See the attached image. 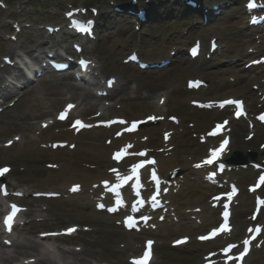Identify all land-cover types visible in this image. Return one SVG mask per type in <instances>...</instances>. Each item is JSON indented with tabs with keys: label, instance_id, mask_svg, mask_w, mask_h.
Segmentation results:
<instances>
[{
	"label": "bare ground",
	"instance_id": "bare-ground-1",
	"mask_svg": "<svg viewBox=\"0 0 264 264\" xmlns=\"http://www.w3.org/2000/svg\"><path fill=\"white\" fill-rule=\"evenodd\" d=\"M189 1H192L193 14H195L196 16L198 14L200 15V23H197V26L193 29H189L183 36L179 35L178 37L173 36L174 38L170 37L162 44H158V42H155V48L149 50L148 52H146V54L149 55L148 58H150V61H157V58H162L163 56L170 58L171 53H169L170 51L169 49L167 50V48H169L171 45H181L188 42L189 40L200 41L203 38L208 37V39H211V41H216L220 45H222L221 51L218 55V59H215V61H218L217 63H214V61L211 62L209 60V56H207L208 60L203 59L200 62H192L188 59H184L182 57V51L178 49L176 50L175 55L172 54L173 63L171 68L165 70H159L156 65H151L154 71L140 73L134 70L133 65H123L122 63L116 65L115 63H113L115 56L121 55L132 47L133 34L130 35V33L128 32V28L130 25L129 23H119L123 25V33L122 30H119L118 24H116V22L112 23L110 21H105V18L102 15H110L111 12L109 10L103 9V12L101 11L102 15L101 12L100 14H95L96 25L94 27V31L97 36L94 38L93 46L90 47L88 51L89 53L96 54L98 57H100V59H102V61H104L105 63V68L106 70H108L107 72L109 76L116 79V84H113L110 88L106 87L103 90V95L105 97H108L107 100L111 99V101H114L115 99H119L117 100L118 102L114 104L111 110V114L114 115V117H120L116 113L122 110L123 107L125 108L130 106H138V113H140L141 116L138 121L139 124H148L151 122H155L157 123L158 127L162 129L163 132L161 134V146L163 145L162 148L164 149V151H162V154L167 155L166 157L162 158L160 155H157L158 158L156 159L155 166L147 167L146 170L147 172H149L157 169L162 177L167 176V178L169 174L174 170H179L182 173H190L191 175L199 176V173L193 171L190 166H192V163L200 162L202 160V157H199V160L194 162H192L190 159L188 160L187 152H189L190 150V140L192 139L194 141V144L196 145L193 148L194 150H192V153L193 156L197 158V155L204 153L207 147L208 149L206 153L212 150L213 144H215L216 140H218L219 138L216 140L209 138L208 141L210 143L207 144L199 136H197L198 133L196 132L198 126H205L209 123L208 121L201 123L195 120L196 123L194 124L192 122L191 116L186 115L184 116V118L182 116H176L172 120H169V108L165 112L163 108L162 114L152 115V110H150L151 108H148L147 102L150 96L152 97L153 91L161 90L166 92V95L168 97L167 102L169 103L170 101V109H178L181 115L185 114L184 110H186L190 114H192V112L195 114H197V112H204L202 111L203 97H207L210 100H212L213 98L211 94L212 91L210 92L209 89H217L219 92L222 91L221 93H224V91L232 90L234 91L233 95H238L239 93H241V96L243 97L250 94V92L247 90L248 85L245 87H241L243 78L239 77V75L237 74H234L233 71L246 59L250 62L258 61L257 57L264 58V38L263 36L257 38L256 34H254L253 36L252 33H250L247 23L244 24V12H240L236 9V14L240 15L241 17H235L233 19L232 16L227 18L224 15L225 8L215 6L211 2V0ZM174 3L175 2L169 0L166 2H161L160 0H148L146 3L148 19L147 25L145 27L149 26L151 29L155 27V25L162 24L166 19L176 17V12H169L167 10V8L171 9ZM113 6L115 8L117 5L113 4ZM127 6L129 8L135 9L130 4H127ZM175 6L178 7V4ZM164 13H166V16L162 17V15H165ZM187 14H189V12H187ZM212 22L213 24L210 28H202L201 24L208 25ZM107 23H109V26H113L116 30H111V28L107 30ZM64 30L65 29L45 34L46 40H55L54 38L58 36V38H56L57 42H59V39L61 37H65V35H68L64 34ZM125 34L127 35L123 37V35ZM26 41L28 42V40ZM139 41L141 46H145L146 42L144 40L141 39ZM257 44L261 45L258 46ZM39 47L40 45H38V48ZM28 56L29 58L33 57L34 52H29ZM107 61L111 64H107ZM219 62H222L224 66L221 68L217 67V65H219ZM211 63L213 65H216V69L212 70L214 66ZM241 69L242 72L246 71V73L248 74H250V71L253 70L251 69L247 71V69L245 70L244 67H242ZM263 72V67H258L254 71H252L249 75L252 76L249 79L250 82L259 80L260 78L255 77L256 73L262 74ZM191 75H199V77L201 76L202 78H200L201 80L199 79V81H202L208 86L205 90L201 88V90H198V93H202V95L196 100L194 98L190 100L182 98L183 94L181 93V89L179 87L180 85L182 86V83L184 82L183 80L187 79L186 77ZM226 75H229V78L226 77ZM119 78H121L122 80H118ZM67 79V77L58 79L57 76L43 78L40 82H38L37 86H33L31 88L26 87L20 96L19 93H17L15 98L18 97V99H16L14 107L0 114V140L5 137H11L12 135L23 136L26 133L30 134L35 127L28 125L26 123V120L31 118H33L31 120L41 119L40 117H42L44 114H51L57 108H60L64 104V102L62 103L60 97L65 92L67 95H70V101L74 100L73 96H79L78 90L75 87L69 86V82H67ZM231 79H234L233 82H231ZM120 82H122L121 86L119 85ZM129 83H132L135 86L133 98H128L126 94V84ZM36 92H38V95H41L44 98H48L47 102L45 103L42 99H40L42 100L40 101L38 98H36ZM6 93L7 92H4L3 94ZM9 95H12V93H9L7 96ZM89 97V94L86 93H83L81 94V96H79L80 99L82 98L83 102H86ZM251 97L252 98L251 100H249V103L246 104L248 108L252 107V105L257 101L256 97ZM87 102L88 104L90 103L89 100ZM168 103L167 105L165 103L163 106L166 108L168 106ZM260 106H264V99L262 100V104ZM141 111H144V113ZM81 113V117L83 119L90 118V116H92V109L86 108L85 106ZM153 116L157 117V119H148L149 117ZM90 119L91 121H95L96 125H91L92 129L89 132H91L93 136L88 140H81L79 138L80 135H83V133L85 132H82L78 135L74 131L66 129L62 130L60 134L56 135H52L51 133H48L47 135L45 134L47 132L42 133L41 135H39L38 139L34 141H30V138L27 136V138L29 139H26V141L29 142L21 147L18 146L15 148L14 158L18 159L19 161L23 160L22 165L26 167H30L29 165H32L33 163H39V165L43 163L53 165L54 163H61L64 160V163L59 164V166L57 167L60 172L57 170L58 173L53 175V170H51L50 177L47 178L42 185L43 187H50L49 189L44 188L47 193L56 194L59 196V199L46 200L48 206L46 205L45 211L50 212V214H52L54 218L56 217L57 220L61 221H70L75 214V216H77L78 218V222L91 223L98 226H106L110 223L108 218H106L107 215H105L106 209L100 208L99 211L94 210V206L91 204L90 196L88 194L91 190L92 185L98 184L100 181L109 178V176L105 174L107 169H103V164H110L107 158L109 148L102 146V144L107 139H109L108 141H110V143H113L111 148H113L114 146H124L126 148L127 146L131 145V147L127 149L130 153V157H132V161H130L127 166L128 170L130 169L131 163H133L135 159L141 158L140 156L134 154L139 153L140 147L143 145H140L139 142L130 139V137L132 136H129V133L122 131V124L119 123V120L115 123L103 124L99 122L100 118H98V120H96V118ZM240 122L243 124L242 121ZM233 126H235V123ZM233 126L227 125L223 130L222 137L228 138L230 134L233 133ZM126 127H128V125ZM241 128L243 132H246V125H243ZM37 131L39 130L37 129ZM152 131L153 130H149L148 132ZM119 132H121L122 136L118 134ZM204 133L205 132H203L202 134ZM232 139L233 140L230 142L226 150L227 154L224 157L222 156L223 158L221 161L223 162L227 160L231 152L235 151V139L234 137H232ZM54 141L62 143L67 142L68 145L71 146L69 153L71 155H84L86 164H81L82 162L78 161L76 158L75 160H72V158L65 159V157H63L65 155L62 156L63 153L60 154L58 152L59 150L52 151L49 144L54 143ZM187 141L188 143H186ZM162 142L165 143L162 144ZM183 146H186L184 150L180 148ZM47 147L51 150L44 151V149H46ZM149 152H152V150H149ZM110 168L112 167H109V169ZM73 170L75 174L73 173ZM143 171L141 174H143ZM37 172L38 171H34V173ZM90 175L92 176V182H88L89 179H86L89 178ZM75 176L80 178L76 179ZM167 178L166 182H172L167 180ZM182 179V181H175L174 183L172 182V184H170V189L168 190L166 196V200L169 202L166 204V207H168L170 213L167 216L169 218L166 219V221L161 225H158L159 230H156L155 233H152L151 231L145 233L147 237L155 235L157 236V238L166 240L173 235V232L177 231L179 235H174L175 238L173 239V241H171L174 242L175 240H179L181 238L180 235H193L194 233L198 231H204L206 227H212V224H215V212H210L205 206L206 197H208L207 199H209L212 196H209L208 194L212 192L211 187L208 186L204 181H202V179H199V181L195 179L197 182H189V178H187V176L185 175ZM74 185H79V187L81 186L83 192L80 194L69 195V189L71 190V186ZM144 193L145 195L148 194V190L145 189ZM222 198H226V194H224V192ZM35 201H42V199H38ZM246 201L247 200L244 199L242 201V204ZM240 202L241 200H236L237 204ZM194 203H200L203 207H198L199 210L196 211L195 208H197V206ZM233 205H235V201L232 203V206ZM185 208L187 210L183 212ZM177 216L180 222L174 219V217ZM197 221L198 225L194 224ZM177 223L179 224L178 227H176ZM247 223H251V221H248ZM44 224L45 223L40 222V227L43 228ZM239 230V227L236 228L234 231L235 234L233 236L237 237ZM233 236H230V238L232 239L231 241L234 240ZM182 237L189 238V236ZM230 238H220V240L226 241L230 240ZM135 239H137L136 236H134L133 239L130 238V242L133 243ZM188 241V244H192L190 239ZM136 243L137 240L134 241V244ZM164 247V244H154V249L156 251L157 249H161ZM142 250H144V247ZM198 252L199 251H195L193 257L198 255ZM254 264H264V255L262 256V258L254 261Z\"/></svg>",
	"mask_w": 264,
	"mask_h": 264
},
{
	"label": "rangeland",
	"instance_id": "rangeland-1",
	"mask_svg": "<svg viewBox=\"0 0 264 264\" xmlns=\"http://www.w3.org/2000/svg\"><path fill=\"white\" fill-rule=\"evenodd\" d=\"M5 3H7L8 7L6 10L0 9V64H1V58L8 56L9 58H12V56L17 57L18 55L24 56L26 58H29V52L35 51L36 54H40L42 51V47L44 46L42 41H46V37L44 36L43 30H41V27H38V22H42L44 25H50L55 26L60 23V20H62V13L65 12L68 8V5L77 6V7H94V9H100L103 10H109L111 12V15L104 16L105 21L112 22L111 16L113 12V7H111L108 3H116L117 5L125 6L129 3V0H0ZM140 4H143L144 0H139ZM162 2H166L168 0H160ZM172 2H178L179 0H169ZM224 4L226 5L225 8V17H232L233 19L235 17L240 18V15H237L235 10H239L240 12H243V3L245 0H226ZM176 2V3H177ZM221 4V3H220ZM172 9V10H171ZM167 8L169 12H172L174 10H180L184 9L183 6L180 4V7L178 6H172V8ZM171 10V11H170ZM175 12V11H174ZM178 12V11H176ZM89 15L90 12L88 13ZM162 15V17L166 16ZM170 14V13H169ZM192 15L188 14L186 18H182V16L177 17V19H166L163 21L162 24L157 25L154 29H147L146 31L141 32L140 34H137L138 36L134 35L132 37L133 45L132 47L122 53L121 55H116L114 58V62L116 65H119L123 60L126 61L128 52L132 50H136L139 53L141 52V55L145 60H148V52L150 49L154 48V43L158 42H164L167 38L170 37H177L178 34L183 35L186 33V31L190 28L192 23ZM171 16V15H170ZM135 16H133V20ZM11 20L18 22L19 27L21 28V35L18 37V41L16 43H11L7 40V37L10 36L11 33H15L14 30L11 28L10 24ZM123 21H125L124 18H120L115 20L116 24H118L119 30H123ZM126 22V21H125ZM199 22V19L198 21ZM122 23V24H119ZM125 24V23H124ZM245 24V21H244ZM107 30L111 28V30H114L115 28L113 26H109V23H107ZM134 25H129L128 32H133L132 28ZM3 29V30H2ZM110 30V31H111ZM116 30V29H115ZM127 34L123 35L126 36ZM195 38V37H194ZM193 38V39H194ZM144 40L146 42L145 46H141L139 40ZM28 40V42L26 41ZM30 41V42H29ZM191 41V40H189ZM186 42L185 44L181 45L180 49L182 50V56L186 58V50L192 44V42ZM202 46L205 49H208V37L203 38L202 40ZM42 43V44H41ZM38 45L40 47L38 48ZM258 45V44H257ZM259 46V45H258ZM202 48V47H201ZM176 49V47H175ZM10 52V53H8ZM34 53V54H35ZM87 55V54H86ZM90 59L93 60V62L96 65V73H98L99 77H110L108 74V70L105 68V63L98 57L96 54H92L88 56ZM105 58V57H104ZM258 58V57H257ZM30 59V58H29ZM247 60V59H246ZM246 60L243 64H245ZM18 61V60H17ZM20 61V60H19ZM22 61V60H21ZM218 61H215L214 63H217ZM22 64V63H21ZM107 64H111L110 62ZM219 65H223V63L219 62ZM243 64H240L238 68H236L233 72L234 74L239 75V77L245 79L242 80V86H247V90L251 92L252 94H248L247 96L243 97L241 96V93L238 95H233L234 91H224V93L219 92L217 89L212 90L209 89L211 92L213 98L212 100H222L228 96L234 97V98H241L243 99L246 104L249 103V100L251 99V96H254V92H252L251 84L249 83L247 77L248 74L242 72L241 66ZM223 67V66H220ZM135 70V68H134ZM213 70V69H212ZM199 77V75H191L186 77L187 79H193ZM263 76V74L260 77ZM97 77L96 75L94 76ZM226 77L229 78V75H226ZM199 78H202L201 76ZM118 80H122L119 78ZM182 83V86L180 85V91L183 94L182 98H185L186 100H190L191 98H199L201 97L202 93H191L187 92L185 89V80ZM38 83H35L33 86H37ZM250 84V85H249ZM255 86H257V83H254ZM122 85V82L119 84ZM126 94L128 98L134 97V88L135 86L132 83L126 84ZM31 86V87H33ZM70 86V85H69ZM29 87V88H31ZM208 87V86H207ZM216 88V87H215ZM25 89V88H24ZM86 93H91L90 91H87L84 89ZM80 91V90H79ZM215 91V92H214ZM247 91V92H248ZM19 93V96L22 94L23 90H15L14 94ZM83 91L78 92L81 93ZM36 92V98L39 100L42 99L45 103L47 102L48 98H44L41 95L37 94ZM215 93V94H214ZM81 96V94H79ZM79 96H73L72 101L77 100L76 98H79ZM75 97V98H74ZM70 95L66 94V92L60 97L62 100V103L66 100H69ZM167 95L166 92L161 90H154L152 97L148 99V108H151V113L154 114H161L169 108L168 114H172L173 116H179L183 117L191 116L192 122L195 124V120L197 122H205L208 121L209 123L205 126H198L196 133H203L208 130V128L213 124V122H219L222 120L226 115V113H215V112H197V114L193 113L190 114L186 110H184L185 114L181 115L178 109H170V101L167 102ZM40 100V101H42ZM80 100V98L78 99ZM119 99H115L113 103H115ZM165 103L168 106L165 108L163 106V103ZM212 101L207 97H203V102L205 101ZM92 105L94 106L92 108V114L94 112H99L100 110V101H97L96 99H92ZM164 103V104H165ZM81 109L84 108V104L81 105ZM139 107L138 106H130V107H123L122 111L118 112V115L126 117L128 120H136L141 118L140 113H138ZM248 110L249 116L247 117L248 122V128L246 129V132H243L239 130L238 133L233 132L232 136L235 139V151L234 152H240L244 158H247L248 153L255 154L256 159L255 162L250 163L244 168H237V172L231 173V178L234 181L235 186L238 188L244 189L243 194L240 196L241 200L247 199V206L239 205L234 210V224H238L241 226V234L243 232L244 224H243V218L246 219L249 218L252 212V203L248 195L249 186H251L254 182V178L257 176L256 172L257 170H262L264 172V150H260V146L264 145V125H259L257 122L258 114L264 112L263 109H259L258 105L255 104V106L249 107ZM80 111V110H79ZM102 115L100 119H107L111 117V112L108 109H102ZM100 111V112H101ZM144 113V111H141ZM146 112V111H145ZM54 113V112H53ZM52 113V115H53ZM43 116L48 117L49 114H44ZM42 116V117H43ZM45 118V117H43ZM33 119V118H31ZM26 120V123L31 126H37L38 121L36 120ZM237 126L241 129V124L239 122H236ZM232 125V124H231ZM245 125V124H244ZM53 130H56L53 128ZM149 130H153L152 132H148ZM254 133L255 137L251 140H249L250 137H248V134ZM161 134L162 129L158 127V125H154L153 123L146 126L144 129H142L138 134L135 135V137H131L132 139H139L143 143L146 141H143L144 136L149 137L148 142L144 143V148L148 149H154L155 151H158L161 149ZM33 134H24L21 136V140L19 139V136L16 137L18 140V144L15 143L14 145H10L15 137L12 135L11 137H5L0 140V167L1 166H8L11 168V174L6 178L5 183L8 184V186L11 189L15 190H21V192H24L26 194H30L31 192L36 191H45V189H49L50 187H43V183L47 178L51 175V170L46 168L45 163L40 164L39 163H33L32 165H29L30 167H26L22 165V161H19L14 158V147L22 146L26 143L27 136L33 137ZM91 135L92 134H88ZM158 139V140H157ZM138 140V141H139ZM188 143V141L186 142ZM185 143V144H186ZM17 145V146H16ZM245 145V146H243ZM190 151L188 153V160L194 157L192 155V150L196 146L194 144V141L191 139L189 144ZM186 146L180 147L184 150ZM107 148V147H106ZM143 148V147H142ZM232 152L231 155L234 153ZM62 154V156L65 154V152H59ZM192 155V156H189ZM199 156V155H197ZM67 158H72V160H75V158L78 161H81V164H86V161L84 160V155L82 154H75L69 156H63ZM161 157H164L161 155ZM5 158V159H4ZM198 158V157H197ZM197 158H193V160H197ZM64 163V160L61 162ZM61 163H54V165H59ZM90 163V162H88ZM105 168V167H104ZM58 170V169H57ZM53 171V175L57 174L58 171ZM34 171H38L37 173H34ZM60 172V171H59ZM73 173L75 174L74 170ZM174 173V172H173ZM171 173V174H173ZM177 173V171H175ZM177 178H182V173L179 172V175ZM176 178V179H177ZM88 182H91L92 176H89ZM190 179H194L192 176ZM192 181V180H191ZM63 182V181H61ZM237 184V185H236ZM37 186L38 188H36ZM261 195L264 199V187L261 189ZM207 198V197H206ZM24 200H21V204L24 207L22 218L19 220V223H25L24 226H19L18 230L16 231V236L13 241V245L11 247L6 248L2 241L3 238L0 237V264H13L19 261H23L24 259H28V257H34L35 261L33 264H127L128 258L131 257L134 254L130 252L129 246L127 244L128 237L127 234H123L120 228L116 227L114 222H117L116 219L110 218V224L106 226H98L91 223H78L77 216H73V218L69 220H57L56 217L52 216L50 212L45 211L46 205L48 206V203L45 201H35L31 200V197H25ZM206 200V199H205ZM25 202V203H23ZM215 203V202H214ZM197 208L202 206L200 203H194ZM208 205V202L206 200V203ZM21 205V206H22ZM245 205V204H244ZM217 204H214V207H216ZM6 207V200L0 199V216L1 211L5 209ZM203 207V206H202ZM185 208L183 210L186 211ZM212 210V208H211ZM92 212V211H91ZM239 213H242L239 214ZM72 215V214H71ZM263 217H264V210H263ZM60 217V216H58ZM238 219H241V221H238ZM1 220V219H0ZM261 220V219H260ZM40 221H42L44 224L43 228L40 227ZM261 222L264 223V219L261 220ZM28 223V224H27ZM31 223V224H30ZM27 224V226H26ZM243 224V225H242ZM75 225L78 226L80 232H77V236L75 237H67V238H59V239H53L50 247L53 250V254H47L44 253L41 247L40 242L36 240V235L40 232H57L59 230L64 231L65 228L68 226ZM84 229H88L89 232L84 233ZM1 230V225H0ZM204 233V232H203ZM201 233V235L203 234ZM12 240V239H11ZM170 239H167L166 242H169ZM159 242V241H158ZM196 244V243H195ZM198 244H196V247ZM195 245H189L185 249V251L193 250ZM264 247V244L262 245V248ZM77 249V251H74ZM264 250V248H263ZM156 252V258L154 264H197L196 256L193 258L192 255L181 253L179 251L175 250H169V248H166L165 250L160 249ZM257 255H254L251 258H257ZM32 259V258H30ZM30 264V263H27Z\"/></svg>",
	"mask_w": 264,
	"mask_h": 264
},
{
	"label": "snow or ice",
	"instance_id": "snow-or-ice-1",
	"mask_svg": "<svg viewBox=\"0 0 264 264\" xmlns=\"http://www.w3.org/2000/svg\"><path fill=\"white\" fill-rule=\"evenodd\" d=\"M251 6H254V5H251ZM110 85H111V82H109ZM224 104H236L237 107L240 106V102L239 101H232V100H228V101H224L222 104H221V107L224 106ZM74 106L73 105H68L67 108L65 109L64 112H62L59 116V119L63 120L66 118V115H67V112L69 110H71ZM237 115H240V112L238 111L237 112ZM148 119L150 120H155L157 119V117H149ZM260 119L264 120V115H262L260 117ZM75 125L76 126H79V127H84V124L80 121V120H76L75 122ZM107 123H112V122H107ZM119 123L121 124H125L126 122L121 120L119 121ZM227 123V122H225ZM137 127V124L135 122H133L131 124V127L128 129L129 131L131 130H134L136 129ZM220 125L217 126V130L216 132L219 131L220 129ZM216 132H213L211 133V135H216ZM229 143L228 140H223V142L219 145V148L217 149H212L210 150L211 151V156L210 158L206 159L203 164L204 165H212L214 162H217L219 160V158L222 157L224 151L226 150V145ZM131 145L127 146L125 149H122L121 151H118L117 153H115L114 155V159L119 161L121 159H123L126 155H129L130 153L128 152V148H130ZM134 155H137V156H146V153L145 152H140V153H135ZM152 163H155V161H141V162H138L134 165H132L130 167V174L129 175H121L120 172L117 170V169H111L112 172H114L116 174V183L115 184H112L110 186L109 182L108 181H104L102 182L103 185H104V188L109 191V192H113L115 193V196H116V204L119 205V206H122L123 204V201L120 199V189L122 186L124 185H127L130 181L132 180H135V183L132 184V188L134 189L135 191V195L137 197L140 196V189L142 187L141 185V178H140V169L143 168L145 166V164H152ZM202 165L201 164H197L196 167H201ZM218 168L220 171H223L225 169V164L224 163H219L218 164ZM9 171L8 168H3V169H0V176L4 175L5 173H7ZM212 175L214 176L215 173H212ZM151 180L155 182V194L151 196L150 198V202L152 204L153 207H156L158 206L159 204V201H158V196L160 194V191H161V183L162 181L158 178L155 170L152 171V175H151ZM261 181L264 182V177H261ZM6 188V186H3ZM79 189V186L78 185H75L73 186V189L72 191H77ZM235 191V189H233V192ZM16 195H22L20 193H17ZM37 195H41V194H37ZM145 201L143 199H140L137 201V204L140 205V207H143ZM262 204H264V201H261ZM99 208L101 209H104L105 208V205L104 204H99L98 205ZM225 209H227L228 205L225 204L224 205ZM11 212L4 218V225L6 227V229L11 232L12 228H13V224H14V219L16 217V215L18 214V212L21 211V209L13 204L11 205ZM118 207H112V208H109L108 211H118ZM132 211L133 212H136V211H139V209L137 208L136 205H133L132 206ZM223 217H224V223L220 225V227L218 229H215L213 230V235L217 234V233H223V232H227L229 231V224H228V218H229V213L228 211H224L223 213ZM140 219L144 220V221H147L149 219V217L147 216H142L140 217ZM137 218H135L134 216L132 215H128L125 219V223L127 225L128 228H132L133 226H135L137 224ZM75 231V228H70V229H67L66 232L67 233H71ZM253 230L252 229H249V232H252ZM262 230L257 227L255 229V234H259ZM46 235H56L55 233H52V234H49V233H44L42 234V236H46ZM208 237H201V239H207ZM252 239H255V235H253L251 238L249 239H245L243 241V245H244V250L243 252L240 254L241 257H243L245 254L248 253L249 251V245L251 244V240ZM151 241L148 242V246L150 247L151 246ZM236 247V245H229L226 249H224V253L225 255H227L232 248ZM231 258V257H229ZM148 259H149V252L146 250L143 257L139 258V259H134L133 260V264H148Z\"/></svg>",
	"mask_w": 264,
	"mask_h": 264
}]
</instances>
